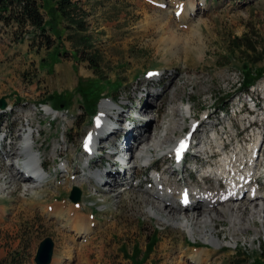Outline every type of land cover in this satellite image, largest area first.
<instances>
[{"label":"rangeland","instance_id":"rangeland-1","mask_svg":"<svg viewBox=\"0 0 264 264\" xmlns=\"http://www.w3.org/2000/svg\"><path fill=\"white\" fill-rule=\"evenodd\" d=\"M74 1L88 13L86 20L91 35L100 39L97 71L74 56L52 2L43 0L41 9L54 35H60L56 51L48 52L44 48L37 51V44H31L33 39L26 35L16 42L14 28L0 22V98L5 99L7 110L14 109L0 117V129L2 126L13 128L15 143L10 144L13 148L23 129L33 128L34 149L51 176L49 183L31 189L26 187V181L18 179V174L10 177L12 165H0V172L5 176L0 179V188L4 178L9 186L1 190L0 196V264H36L35 252L45 237L53 241L51 261L61 255L68 238L65 241L56 227L67 234L75 235V231L70 230L68 222L56 221L42 212L40 205L72 202L69 194L73 186L80 189V198L75 204L87 206L85 210L93 213L99 224L97 230L105 226L111 212L120 214L117 217L120 223L116 227L99 232L96 228L93 230L95 238L90 244V258H96L99 242L104 239L100 264H180L181 261L189 264L197 257L201 259V253L196 255V249L213 246L146 212L148 205L141 201L144 197L142 188H155L144 164L148 158L167 153L157 161V166L164 170L162 176L168 181L167 186L174 196L170 201L174 204L184 185L197 193L207 187L217 191L215 179L205 183L206 180L199 173L195 175L193 169L198 164H205L206 160L200 156L204 152L214 153L220 139L221 145L230 141L229 148H237L233 141L235 134L249 121L248 111L250 117L255 116L251 105L242 104L248 100L246 92H253L264 102V0H193V6L186 0ZM177 3H183L187 8L182 21L173 15V6ZM164 15L169 17L170 24L161 18ZM169 37H173L172 40ZM234 37H240L239 48L232 42ZM63 51L72 56H61ZM244 79L249 82L244 83ZM101 100L114 103L115 110L100 109ZM144 102L150 104V110H140ZM43 103L53 107L52 115L46 113L48 106ZM186 107L191 108L190 113H185ZM100 110L108 113L106 122L112 119L120 128L112 129L118 131L103 139L102 144L106 147L100 149L102 146L97 141L95 152L99 155L91 156L92 161L88 158L87 162L80 145L83 138L92 133L93 119ZM257 111L256 131L262 132L264 113L261 109ZM56 112L58 116H54ZM182 114L186 115L184 121ZM189 114H195V117L188 118ZM143 120H148L149 131H139L149 137L144 136L139 141L163 134L160 140L167 142L161 149L149 152L147 158L137 159L136 165L129 162L131 167L127 175L120 181L114 180L117 186L108 192L105 181L108 174L103 172L104 169H112L115 175L118 173L117 168L108 166L110 152L115 149L117 153L118 145L113 147L112 144L122 143L129 126L136 130ZM194 124V137L204 144V149L197 143L185 156L187 162H182L181 169L176 171L169 163V151L165 148L168 149L173 141L184 135L187 127ZM213 132L216 139H212ZM118 138L122 139L115 142ZM5 144L6 148L10 147L7 141ZM126 151L124 155L132 153ZM9 154V158L16 156L15 151ZM65 160L69 172H58L57 167L65 166ZM87 163L92 164L90 168L83 167ZM94 169L102 170L104 182L97 176L88 177ZM135 170H138L136 176ZM67 177L69 184H66ZM259 180L260 189H263L264 180L261 176ZM21 191L28 195L24 196ZM119 191L122 192L116 196ZM215 224L213 233L219 234L216 246L221 249L216 255L207 256V262L264 264L262 218L257 216L253 222L243 224L249 229L238 231L234 238L229 234L228 214L218 217ZM75 238L79 240L77 235ZM235 240L237 242L233 243ZM149 244L151 251L147 252L145 249ZM182 248L187 249L180 259L173 260L169 256V252L181 253ZM62 260L66 262L67 258L64 256ZM75 263L76 258L72 264Z\"/></svg>","mask_w":264,"mask_h":264},{"label":"bare ground","instance_id":"bare-ground-1","mask_svg":"<svg viewBox=\"0 0 264 264\" xmlns=\"http://www.w3.org/2000/svg\"><path fill=\"white\" fill-rule=\"evenodd\" d=\"M186 3L193 6L194 1L186 0ZM181 6H183V10L181 14L178 16V19L182 21L183 19H185L187 15V8L184 7V4L183 3L175 4L173 6V12L175 13L176 9ZM161 18L166 19L167 24H170L169 17H166L164 15ZM161 26H164V25H161ZM175 34H176V31H175ZM172 38L170 39L169 37L170 40H172ZM175 38L176 37H174V39ZM149 105L147 104V102H144L141 105L140 110L141 111L150 110ZM99 108L100 109H103V108L114 109L115 107H114V103L109 102L108 100H101L99 104ZM184 110H185V113H190L191 108L186 107L184 108ZM51 111H52V108L48 106L46 108V113L47 112L51 113ZM184 114L181 115V120L183 121L186 119L185 117L186 115ZM105 125H106L105 123H102L100 125L99 129L94 133L95 137L101 138V136L105 134L104 133L106 130ZM133 127L134 126L132 125L129 126L130 129L127 132L128 134L126 133L125 137L123 138L124 140L122 141V143L120 144L116 143L115 145L112 144V146L116 147L118 145V147L125 148L126 150H130L132 152L130 155L131 162H133L132 164L136 165L137 159L142 160V159L147 158L149 152L155 149H161V147H163L167 141L160 140L163 134H159V137L157 136L156 138H149L146 140L143 139V141H139L145 136V134H142V132H140L139 129L144 130L143 131L144 133L145 131L146 132L149 131L148 120H143L141 126H139L136 130ZM131 130H133V132ZM23 131L24 132L21 133V136L19 140L17 141L16 145L13 148H11L9 151L6 150L5 153L10 155L9 153L15 151L16 156L11 157L14 159H19L20 156H23L25 159V162H24L25 167H23L22 169L23 170L26 169L29 176L24 177L21 171H18L14 167V165L11 163L13 159L6 160L0 155V165H2V167L4 165L7 166V164L12 165L13 169H11L10 171L11 173L10 177H14L18 174V179L26 181L25 185L27 188L35 189L37 186L43 185V182L46 181L45 179L47 177V174H45V172L40 171V169H42L41 164H40V155H39V152L34 149V138L32 136L33 130L26 129V132H25V128H24ZM145 137L147 138L149 137V135H146ZM251 137H252V142L245 141L244 147L236 143L237 148L235 149L233 148V151H229V152L223 151V147H222L223 145H221L222 139L218 141L219 143H217V146H216L217 149L215 150L214 153H211L213 155H215L216 153L218 154V159L213 164L214 167L209 168L210 167L209 161L205 162L207 164L206 165L207 168H209L208 170H214L215 172H221L226 176L225 179H222L221 177V178H216L214 180L217 182V186H218V189L216 192H213L214 191L213 189H210V187H207L206 189L207 191L205 193L206 195L203 194L204 195L203 197L200 195V192L197 193L196 191H194V189H191V187H188L190 190V197H189L190 200L185 205H182L181 193L183 191V188H181L179 192L177 193L178 202L176 204L172 203L170 199L174 197L173 193L170 191L169 187L167 186L168 181L163 177H159L158 182L153 183L154 185L153 187L155 189L151 190L147 188H142L143 189L142 193L144 197L142 198L141 201L148 205V207L146 208V212L149 214V216H154L155 218H157V220L162 221L165 224L172 225L175 228H181L185 232H187L189 235H191L192 237L193 235H196L197 237L200 238L201 241L213 246V247H204L201 249H196L198 250L196 252V255L198 252L199 254L201 253V259H199L200 257L199 258L197 257L193 262L191 261L190 263L187 262L189 264H214L211 262L210 263L207 262V256L216 255L221 249L216 246L217 245L216 238H219V234L218 232L213 233V230L216 228L215 222L218 220V217L220 216L226 217V214H228L229 221L231 223L230 225L231 229L229 231V234L231 235L232 238H234V236L238 233V231H247L249 228L246 226H243V224H246L248 222H253L257 216L262 218V221L264 223V188L260 189V184H259L260 176L264 180V157H262L261 159L262 164L260 165V167L256 169L257 170L256 173L258 174L256 177V183H254V185L251 188L255 192L254 196L253 197L248 196L251 193V190L247 192L245 191V193L240 192L241 186L239 185V183L242 181L241 179H242L243 174H245L244 178H246V176L249 175L251 170L255 169V167L258 165L260 154L258 155V157L252 158L253 156L252 151L254 147L253 143L255 142L258 143L257 144L258 148L256 149V152L261 151L262 145L264 146V133L261 134V131H256L253 134H251ZM212 139H216V136L212 137ZM177 140L173 141L172 145H175ZM96 143L94 146V152L97 147ZM198 144L200 145L201 142ZM203 145L201 147H203ZM113 150L115 151V149ZM165 150H168L167 147L165 148ZM114 151L110 152L112 159L110 158V155L108 158L111 159L113 163L117 166L118 173H116L117 175H115V173L112 172V169L110 168L105 170L106 172L104 173L108 174L107 175L108 177L106 176L105 178V181L108 183V190H107L108 192L114 190L115 186H117L116 181L114 180H118V181L122 180L129 172V166L125 165L124 161H122L121 159L118 160L117 159L119 158V156H117L118 151L117 153ZM128 152L129 151H126V153ZM263 153L264 152H262V154ZM166 155L167 153L164 152L163 156H166ZM244 160L248 162V166H243L244 164H242V162ZM33 162L35 164H32ZM63 163L67 164L66 173H68L70 170L68 163L66 161H64ZM32 167L34 169H32ZM206 171L207 169L205 170V172ZM100 173H102V171L98 172L97 169H94V170H91V173L89 174L88 177L96 178V176L98 177ZM137 173H138V170H135L133 174L135 175ZM35 176H38V178L37 177L35 178ZM111 176L113 177L111 178ZM2 177H5V176L4 174L0 172V179ZM110 178L112 180L109 182ZM5 181L6 180L4 178L2 187L0 188V196H2L1 193H3L1 190H4V188L7 189L9 187L8 185L5 184L6 183ZM221 181H223L224 187L221 184ZM75 182H79V181H75ZM206 182L207 181H205V183ZM66 184H69L68 177H67ZM79 186H82V184H79ZM130 186H133V185H130ZM221 190L222 192L217 195V192ZM121 192L122 191H119L118 193H116V196L120 194ZM21 193L24 196L28 195L25 191H21ZM137 200L140 201V198H138ZM118 202L120 203V199H118ZM120 205L122 206L123 204L120 203ZM83 206L84 205H81L79 203L75 204L72 202H55L54 204H49V205L47 203H42L40 205V210L46 213L47 215L52 216L56 221L68 222V227L70 228V230L75 231V235H77V238H79V240L77 241L74 234L73 235L67 234L68 232L61 230L59 227H56L58 232L62 234L65 241H66V237L68 238V242L67 241L65 242L63 246L64 249L62 250V253L60 252L61 255L54 257L51 261V264H72L74 258H76L75 264H100L101 258L104 253V248H103L104 239H102L99 242L100 245L98 246V254L96 258L94 259L90 258V251H91L90 244L93 242V239L95 238L93 230L94 228H96L97 230L99 227V224H97V221H95L96 219L93 217V213L92 212L89 213L87 212V210H85V208L87 209V206H84V207ZM82 207L84 209H82ZM118 215H120L118 211L111 212V214L109 215V220L108 221L106 220L107 222L105 226L99 230L106 231L108 229H112L116 227V225L120 223L117 219ZM239 225H242V226H239ZM99 230H97V232H99ZM121 230L122 228L119 229V231ZM208 233L210 235H207ZM232 242L236 243L237 241L235 240ZM165 243L166 242L164 241V245H163L164 249L166 248ZM206 244H204V246H207ZM147 249L148 247L145 250L147 251ZM186 249L187 248H182L181 249L182 251H180L181 253H178V251H176L177 254H175L174 252H173L174 254L169 252V256L173 260L177 258L180 259L183 256L182 254L183 251ZM150 251H151V248H150ZM64 256L67 258V260H65L66 262H63L62 260ZM179 263L185 264L184 261H181Z\"/></svg>","mask_w":264,"mask_h":264},{"label":"trees","instance_id":"trees-1","mask_svg":"<svg viewBox=\"0 0 264 264\" xmlns=\"http://www.w3.org/2000/svg\"><path fill=\"white\" fill-rule=\"evenodd\" d=\"M43 0H0V22L3 26L14 28L13 38L20 42L26 35L31 38V44H37V51L41 48L50 51L57 50L60 35H54L50 24L46 21L42 12ZM54 4V12L63 23L67 32V40L71 42L73 54L76 58L86 61L88 66L94 71L99 68V36H93L89 32V23L86 20L88 13L84 11L80 3L74 0H46ZM240 37H234L232 42L236 48H239L238 41ZM253 48V47H251ZM72 54L63 51L61 56ZM243 81V80H242ZM249 80L244 79V83ZM93 108V105H92ZM264 258V245L262 247ZM150 251V244L147 252Z\"/></svg>","mask_w":264,"mask_h":264},{"label":"water","instance_id":"water-1","mask_svg":"<svg viewBox=\"0 0 264 264\" xmlns=\"http://www.w3.org/2000/svg\"><path fill=\"white\" fill-rule=\"evenodd\" d=\"M6 104L5 99L0 98V108L4 107ZM80 198V189L77 186H73L69 199L72 202H77ZM53 249V241L50 237H45L42 239L35 252L34 261L36 264H48L51 261Z\"/></svg>","mask_w":264,"mask_h":264},{"label":"snow or ice","instance_id":"snow-or-ice-1","mask_svg":"<svg viewBox=\"0 0 264 264\" xmlns=\"http://www.w3.org/2000/svg\"><path fill=\"white\" fill-rule=\"evenodd\" d=\"M149 75H152V73H149ZM97 123L99 124V119L97 120ZM89 139H90V137H89ZM183 146H184V142L182 141V142H181L180 149H178V152L183 148ZM85 147H86V148L88 147L87 142H86V144H85ZM184 197H185V202H187V193H186V192H185V194H184Z\"/></svg>","mask_w":264,"mask_h":264}]
</instances>
